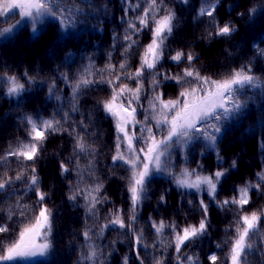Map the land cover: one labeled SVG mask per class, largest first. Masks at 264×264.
<instances>
[{"label": "trees", "instance_id": "1", "mask_svg": "<svg viewBox=\"0 0 264 264\" xmlns=\"http://www.w3.org/2000/svg\"><path fill=\"white\" fill-rule=\"evenodd\" d=\"M132 3L140 7L129 8L125 17L123 9L128 7L125 0H55L50 7L57 15L45 12L40 24H36V32H33V20L20 21L22 18L17 14L20 9L0 16V36L1 27L13 25L9 35L0 37V157L21 143L30 142L31 125L27 117H32L38 125L44 120L59 121L54 126L62 129L46 133L34 165L17 157L0 160V177L5 173L15 177L23 172L19 180L13 179L0 190V224L9 228L8 233L0 234V243L13 242L18 232L34 223L38 215L36 190L29 182L32 166L36 168L40 190L48 194L44 204L52 211L50 247L45 257L28 264H123L124 256H128L129 264H138L130 251L131 238L125 235L126 230L109 227L102 234L100 231L115 208H122L125 223L129 222L127 178L130 173L127 166L112 163L114 118L104 114L98 102L111 97L113 86L107 81L124 71L119 69V64L126 61V71L134 72L139 67L144 46L150 42V33L144 30L129 52L123 50L126 20L140 15L148 0H132ZM203 3L204 0H188L186 4L181 0H164V4L176 13L175 28L155 72L145 70L139 81L143 85L140 100L132 105L137 108L136 118L143 120L147 114L145 110H151L149 102L155 95L152 77L158 73L182 76L184 69L191 68L202 77L223 80L241 66L250 65L249 74L255 79L251 85L235 86V98L243 107L228 116L221 113V134L215 150L206 146L203 138L195 139L185 148L187 160L183 162L180 149L173 147V166H168L169 172L153 174L133 224L134 228L143 229V242L147 245L146 249H141L144 264H154L153 258L160 256L164 257L165 264H178L170 243L172 230L166 228L157 235L151 222H175L181 228L198 225L203 216L199 206L201 196L208 204V228L206 233L183 248L181 257L193 256L197 258V264H210L208 257L211 254L217 255L218 264H230V242L236 236L238 216L264 209V192L255 189L250 190V203L243 212H238L232 205L221 208L204 192L181 188L175 183V177L184 168L207 175L223 167L230 171L226 181L218 186L216 200L230 198L236 194L238 186L248 182L261 183L264 188V182L256 175L264 172V155L260 149L264 144V0H219L216 20L221 24L229 22L236 29L228 36L208 35L214 28L208 17L198 16ZM200 30L213 44L201 42L202 37L194 39ZM220 41L234 43L232 49L228 48L233 51L232 60L202 64L199 50L212 48ZM177 50L190 52L195 59L174 62L170 56ZM109 64L115 67L109 69ZM9 77H15L16 82L23 85L16 95L7 92L12 85ZM81 77L93 83L81 85L74 93L73 88ZM157 79L162 80V77L157 75ZM116 83L130 89L137 87L134 79L122 78ZM197 86L194 78L186 77L180 83L163 80L157 91L164 93V99L174 100L184 89ZM126 98H131L130 94L121 100ZM151 123L155 128V122ZM78 135L87 146L83 152L75 148ZM163 135L159 132L158 138ZM217 152L224 158L222 165L217 164ZM76 160L79 161L78 168ZM233 160L236 166L231 168ZM60 161L68 163L72 171L62 176ZM97 182H102L104 187L100 193L93 194L107 199L96 205L94 212H89L84 197ZM77 187L84 195L69 200ZM161 194L165 196L163 203L159 199ZM86 230L90 232L89 240L83 236ZM112 241L116 243L113 245ZM250 243L252 247L242 264H264V217ZM92 250H96L97 255L86 259Z\"/></svg>", "mask_w": 264, "mask_h": 264}, {"label": "snow or ice", "instance_id": "2", "mask_svg": "<svg viewBox=\"0 0 264 264\" xmlns=\"http://www.w3.org/2000/svg\"><path fill=\"white\" fill-rule=\"evenodd\" d=\"M128 4L124 8L125 17H127L129 8H139V4H133L132 0H125ZM182 3H187L188 0H181ZM50 3H55V0H30L29 3L18 2V0H8V2L0 4V15L7 13H16V9H20L17 13L21 17L40 16L44 12H48L52 16H56L57 12L52 11ZM220 6L219 0H204V3L198 9V16H206L209 18V23L213 25L214 32H209L208 35L228 36L234 32L235 26L229 22L221 24L216 20V11ZM243 15V13H238ZM122 17L121 19H124ZM176 13L173 9L164 4V0H148L147 7L143 8L140 15L134 19L126 20L127 28L126 34L123 36L125 45L123 50L125 53L129 52L137 43L139 34L147 30L150 33V42L144 46L142 54H140L139 67L134 72H127V63L121 62L119 69L124 70L109 79L107 83L112 85L111 97L107 100L99 101L104 114L114 118L115 123V151L111 156L113 165L127 166L130 175L127 178V191L129 193L130 208H129V222L126 224L123 218V209L115 208L111 212L110 218L101 228L103 230L109 227H116L120 230H126L125 235L130 236V251L135 256L138 264H144V258L141 249H146L147 245L143 240V229H136L133 227L137 219V211L141 205L142 200L147 193V186L154 173L169 172L168 161L171 156L170 149L174 146L187 148L190 142L195 139L203 138L206 146L216 149L218 136L221 134V127L219 121L221 120V113L223 116L238 113L243 104L235 98V86H243L245 84L251 85L255 79L250 75V65H243L235 70L233 75L223 80H213L209 77H202L198 72H194L191 68L184 69L182 76L168 75L158 73L152 77L153 95L149 102V109L144 115L143 120H138L137 108L132 105L140 100V93L143 88L142 83H139L143 77L145 70L155 69L159 62L164 58L167 41L172 36L175 28ZM19 23V21H17ZM63 24L64 22L61 21ZM33 32L37 31L35 20L32 23ZM11 31V27L5 29ZM120 37H116L119 39ZM170 59L174 62H181L187 60L192 62L195 57L190 52L177 50ZM109 69L115 67L112 64L107 65ZM157 75L162 77L157 79ZM194 78L197 82V87L191 89H184L174 100H165L164 93L157 91L163 80H173L177 83L185 81V78ZM134 79L137 81V87L130 89L127 85H118L116 82L121 79ZM12 85L7 89L9 95H16L23 88L22 84L16 82L15 77H9ZM67 79V77H65ZM103 79V78H101ZM55 83V82H53ZM93 83L92 80L81 77L80 81L73 88L76 89L81 85H89ZM52 90L49 89V92ZM203 93V95H201ZM130 94L131 98L121 100V97H127ZM120 101L119 103H117ZM127 105V106H125ZM142 107V105L140 106ZM31 125L29 133L31 139L29 143H21L16 149L6 153L4 157L22 158L25 161L35 163L39 158L40 146L46 139V133L61 131L54 126L59 124V121L44 120L39 125L32 117L26 118ZM155 122V128L152 125ZM83 124V121H81ZM137 125L139 128L137 129ZM164 132L162 137L158 138V133ZM86 144L78 135L76 137L75 148L83 152L86 149ZM95 152V149H92ZM163 158V159H162ZM217 164L222 165L224 158L217 152ZM71 163V160L69 161ZM76 166L79 167V161L76 160ZM236 166V161L233 160L231 168ZM60 174L63 176L72 171L68 163L60 161ZM230 168L218 167L216 170L207 175H200L195 170L184 168L178 177H175V183L186 189H195L197 192H204L207 196L216 202L221 208L232 205L238 212H243L246 205L250 203V190L264 192L261 183L252 184L251 182L236 188V194L230 198H225L222 201L216 200L218 186L222 181L228 178ZM31 175L29 177L30 184L36 190L37 204L39 205L38 215L35 222L24 226L17 234V238L8 245L0 243V264H8V262L22 261L28 257H34L37 254H43L49 248L47 241L48 233L51 231V215L52 211L48 208L44 201L47 193L39 188V178L36 175V168L31 167ZM23 172L17 173L15 177L7 176L0 177V190L5 189L13 179L19 180ZM260 181L264 182V172L257 173ZM195 176L194 179L192 177ZM104 187L102 182H97L94 187L87 190L85 199L87 201L89 212H94L96 205L103 202L107 197L94 195L93 193H100ZM77 195H84L77 187L68 197L69 200H75ZM160 202H165L164 194L160 195ZM191 203V201H189ZM199 206L203 213L198 225H187L180 227L175 222L168 223L167 221L152 220L151 226L157 235L161 234L164 229L172 230V240L170 243L174 247L176 253L175 259L178 264H197V258L193 256H186L183 259V248L187 247L198 236L206 233L208 224V204L201 196L199 199ZM23 215V213H21ZM264 217V209L253 211L250 214L245 213L239 215L236 221V236L232 239L229 250L230 264H242L247 252L251 249V239L257 235L258 224L261 218ZM11 217H9L10 219ZM151 219V218H150ZM9 228L6 225L0 224V234H6ZM86 240H89L90 232L88 230L83 232ZM42 237V242L38 243L37 238ZM113 245L116 241L111 242ZM97 255L96 250H92L89 257L91 259ZM154 264H165L163 256L154 257ZM218 257L211 254L208 257L210 264H218ZM102 264V262H101ZM123 264H129L128 256L123 257Z\"/></svg>", "mask_w": 264, "mask_h": 264}, {"label": "rangeland", "instance_id": "3", "mask_svg": "<svg viewBox=\"0 0 264 264\" xmlns=\"http://www.w3.org/2000/svg\"><path fill=\"white\" fill-rule=\"evenodd\" d=\"M5 2H8V0H2L1 2H0V4H2V3H5ZM18 2H23V3H25V4H27V3H29L30 2V0H18ZM1 16V15H0ZM20 16V15H19ZM46 15H45V12L44 13H42L40 16H34V17H19V18H22V19H20V21H23V23L27 20V19H31V20H35V23L36 24H40V22H41V19L42 18H44ZM9 27H11V31H5V29H8ZM12 29H13V25H9V26H5V27H1V30H2V34H1V36L0 37H2V36H6V35H9L11 32H12ZM190 33H191V31H190ZM204 31H202V30H200V31H198L196 34H195V38L194 39H200L199 37H202L201 38V42H205V43H207V44H213V43H211V42H213V41H208V39L206 38V36L204 35ZM192 38V37H191ZM184 42H187V40H184ZM217 43V42H216ZM215 43V44H216ZM234 43H232V42H230V41H220V42H218L217 43V45L216 46H214V47H212V48H209V49H207V48H201L200 50H199V55L201 56V58H200V62L202 63V64H206V62L207 63H209V65L210 64H219L220 62H223V61H230V60H232V47L234 46L233 45ZM209 46V45H208ZM212 46V45H211ZM231 48L230 50L228 49V48ZM173 55V54H172ZM209 65H208V67H209ZM203 95V94H202ZM166 100V99H165ZM152 110H150V112H151ZM164 133V132H163ZM165 134V133H164ZM162 137V136H161ZM177 147V149L179 150V151H181V159H183L182 161L184 162V161H186L187 159H186V156L184 155V153L186 154V149L185 148H181V147H179V146H174V148H176ZM174 148H171L170 149V152H171V156H170V159H169V161H168V166H173V164H172V162H173V160H172V150L174 149ZM260 149H261V155H264V144H261V146H260ZM240 150V149H239ZM236 153H238V150L236 151ZM184 155V156H183ZM163 159V158H162ZM170 169H172V168H170ZM195 178V176H193L192 177V179H194ZM42 240H43V238L42 237H38L37 238V242L38 243H40V242H42ZM47 241H48V243H49V245H50V232L48 233V236H47ZM50 247V246H49ZM49 249V248H48ZM48 249H47V251L45 252V253H43V254H37L36 256H34V257H28V258H26V259H24V260H22V261H18V262H20V263H22V264H28V263H31V262H34V261H37V260H39V259H41V258H43V257H45L46 256V253L48 252Z\"/></svg>", "mask_w": 264, "mask_h": 264}]
</instances>
